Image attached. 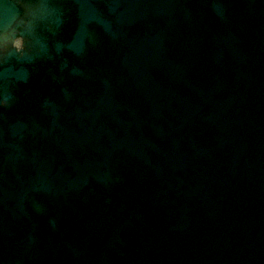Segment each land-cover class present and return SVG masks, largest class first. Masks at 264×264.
Segmentation results:
<instances>
[{
  "label": "water",
  "instance_id": "water-1",
  "mask_svg": "<svg viewBox=\"0 0 264 264\" xmlns=\"http://www.w3.org/2000/svg\"><path fill=\"white\" fill-rule=\"evenodd\" d=\"M59 1L0 70V264H264V0Z\"/></svg>",
  "mask_w": 264,
  "mask_h": 264
}]
</instances>
